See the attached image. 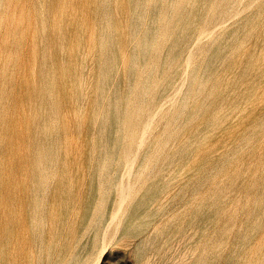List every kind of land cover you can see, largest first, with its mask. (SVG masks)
<instances>
[{
  "label": "rangeland",
  "instance_id": "1",
  "mask_svg": "<svg viewBox=\"0 0 264 264\" xmlns=\"http://www.w3.org/2000/svg\"><path fill=\"white\" fill-rule=\"evenodd\" d=\"M0 264H264V0H0Z\"/></svg>",
  "mask_w": 264,
  "mask_h": 264
},
{
  "label": "bare ground",
  "instance_id": "2",
  "mask_svg": "<svg viewBox=\"0 0 264 264\" xmlns=\"http://www.w3.org/2000/svg\"><path fill=\"white\" fill-rule=\"evenodd\" d=\"M226 7H224V6H222V10H221V14H223L224 16L226 15L225 13L227 12L226 11ZM222 17V16H221ZM136 19H138V21H139V23H137V21H133V29H134V31H137L138 30V28H139V26L141 25V23H142V20H141V18H136ZM156 28L155 27H153V25H149V27H148V31H147V33H146V35H145V38H144V40L143 41H141L140 42V44H139V51H144V50H146V49H148L150 46H151V44H152V42H153V40H154V38H155V34H156ZM169 44H170V41H169V38H167V39H165V40H163L162 41V43H161V46L159 47V50H162V49H164V48H172L173 46H169ZM172 51V50H171ZM175 57V55H172V58H174ZM139 58V56H137L134 60H133V67H134V69L133 70H135V69H137V67L139 66V64H137V59ZM114 70H115V66H114V63H113V61H109V62H107V63H105V64H103V68H102V71H101V73H102V79L103 80H105L106 82H110V80H111V78H112V74H114ZM133 70H131V74L133 73ZM139 89L137 90L138 91V95H139V97H140V102L142 103V101H141V97H143L141 94H144L145 93V91H147L146 90V88L144 87V85L143 86H139L138 87ZM135 93H137L136 91H135ZM145 96V95H144ZM110 108H111V116H112V114L114 113V112H116L118 109H119V105H118V103H117V101H115V100H113V101H111L110 102ZM137 109V108H136ZM133 110V109H132ZM131 110V111H132ZM135 110V109H134ZM136 112V111H135ZM137 113V112H136ZM140 113V112H139ZM133 116V118H134V115H132ZM130 117V116H129ZM137 117V114L135 115V118ZM132 118V119H133ZM175 118V117H174ZM138 119H140V118H138ZM137 119V120H138ZM130 123H132V122H130ZM134 125H135V123H133ZM138 124H139V121H138ZM144 127V126H143ZM143 127H142V130H143ZM133 132H135V131H133ZM137 132V131H136ZM142 132V131H141ZM120 148H121V141H119V140H117V141H115V143H114V146L108 151V156L109 157H112L113 159L116 157V156H118V154H119V152H120ZM129 150V149H128ZM127 153V152H126ZM127 154H129V153H127ZM127 156V155H126ZM124 159H125V157H123ZM125 161H126V159H125ZM107 175H110V174H107ZM110 176H108V178H109ZM116 179V178H115ZM139 182V179H133V183H135V185L134 184H130L131 185V187H136V184Z\"/></svg>",
  "mask_w": 264,
  "mask_h": 264
}]
</instances>
